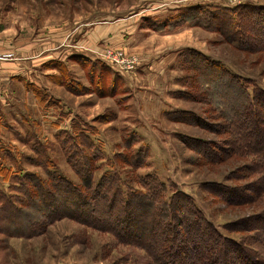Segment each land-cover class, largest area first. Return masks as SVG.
Masks as SVG:
<instances>
[{"label": "rangeland", "instance_id": "374dc122", "mask_svg": "<svg viewBox=\"0 0 264 264\" xmlns=\"http://www.w3.org/2000/svg\"><path fill=\"white\" fill-rule=\"evenodd\" d=\"M177 16H217L229 25L226 32L177 26ZM247 21L255 40L240 38L251 46L235 47L229 38ZM260 24L264 0H0V206L18 209L27 186L46 190L50 180L78 184L89 199L95 191L126 198L154 181L164 198L181 192L223 237L245 247L244 260L228 264H264V171L236 154L242 119L231 126L222 100L264 91ZM207 66L206 75L233 84L200 78ZM86 179L94 185L85 187ZM105 181L117 187L108 190ZM65 198H48L39 212L22 208V217L7 211L22 225L49 206L62 215L33 236H16L0 222V264H135L146 257L119 243L115 231L124 221L113 229L97 218L103 210H89L96 214L90 226ZM183 243L191 247H179L183 258L218 264L212 244L199 251ZM163 247L172 248L168 241Z\"/></svg>", "mask_w": 264, "mask_h": 264}, {"label": "trees", "instance_id": "16d2710c", "mask_svg": "<svg viewBox=\"0 0 264 264\" xmlns=\"http://www.w3.org/2000/svg\"><path fill=\"white\" fill-rule=\"evenodd\" d=\"M175 18V20H178L179 22L177 26L192 24L216 31H221V29H224L225 27L226 32V28L228 29L229 25L227 24V26H224L226 21H223V23L218 21L220 17L217 16L213 17V21L209 20L206 22L202 20L192 22L189 17L177 16ZM254 24L257 26L258 22L255 21ZM163 26L164 30L167 29V27L170 26V22H164ZM249 28L250 23L247 21L244 23V27H241L238 32L231 35L232 37L229 38L230 43L238 48H246L249 45L251 46V42L248 43L249 45L240 43L243 38L251 36V34L248 35L247 33ZM257 31L262 34L260 37L264 38V25H258ZM240 38H242V40ZM256 39H258V37H256ZM251 40H255L254 35L251 36ZM209 70H211L209 66L203 69L200 78H204L205 80L210 78L211 82H220L224 86H230L233 84V81L229 76L225 78L226 81H221V79L218 81V79H214L208 72L206 75V71ZM221 98H223V96ZM222 100H224L227 105V107L223 109V116L229 118L231 126L235 125V120L239 121V118L242 119L240 123L242 130H240L241 134L238 140L241 141L243 145L238 147L240 151L236 152V154L248 155L255 158L258 167L254 170L264 171V91L254 90L253 94L250 95L249 91L245 89L242 90L241 96L235 94L232 98H225ZM222 104L224 105L223 102ZM50 181L51 185L46 190H42L45 187L44 184L27 186L26 190L28 193L25 192V195L28 196V198L19 202L21 206L19 205L18 209L15 207H9L6 202H3V200L1 201L0 222H9L10 225L7 227V230H17V233L15 234L16 236H33L42 232L45 229V226L52 222L55 217L62 215L57 214V211L55 215H52L51 211L54 210L51 209V206L48 207V212H46L44 216L39 215V218L37 217L38 220L35 222L30 221L25 223V225L21 224L23 221L19 222L17 220L18 218L14 219L12 217L15 213H17V217H22V215H24V210H22V208L38 211L40 203L41 205L47 206L48 203L45 200L48 198V200H50L55 196L58 197L59 195L62 196L65 194L66 198L64 200H66L65 202L67 203L66 207L73 206L76 208L77 212L82 214L81 220L90 226L95 223L94 216L96 214L93 213V215L95 214L94 216L91 214L89 215V210H95V212L96 210H103L97 213V218L105 223L109 222L112 224L113 229H116L115 226L117 227L120 222L124 221L123 224L121 223V226L119 225V229L115 231L119 235V243L124 245H135L143 249L146 253V257L142 260H139L138 258L135 259V264H157L156 262L160 263L162 261L170 264H195V260L197 259L195 256L196 254H185L186 258L181 256L182 253L179 249L180 246L185 248L188 252L191 248L187 243L183 245V242H192L191 244L193 247L196 248V250L199 248V251L200 248L203 250L204 247H208L205 244H212V250L215 249L214 260H216L215 263L218 264H228L229 261H236L237 259L244 260V258L241 257L244 254L243 248L245 247H243L241 243L238 244L234 240L223 237L219 230L208 222L203 212L199 210L192 201L189 199L187 200L185 195L181 192L179 194L174 193L169 200L164 198L163 191L165 188L162 190V185L159 183L154 181L151 183H145L143 190L131 191L132 194L126 198L114 195V193L112 194L113 198H109L108 196L112 192H106L105 194L107 195H102L100 197V195L95 194L97 193L95 191L91 194V198L89 199L87 197H90V193L84 194L78 184H74L69 180H54V183H52V180ZM85 183V187L89 188L94 185L92 179H86ZM105 185L108 190L117 187L113 181H105ZM95 195H97V197L92 199V196ZM39 196H42L41 200ZM51 201H49V203ZM79 202L82 205H80ZM9 209H12L11 214L14 212L13 215L8 216L7 211ZM142 210V214H138V212ZM50 214L51 216H49ZM12 222H14L15 225H13ZM19 223L22 227H19ZM113 223L117 225H114ZM157 227L159 230H157ZM160 230L163 233H159ZM10 234H13V232ZM165 241L171 243V249L163 247ZM238 250L240 252H238ZM245 263L247 264L246 261Z\"/></svg>", "mask_w": 264, "mask_h": 264}, {"label": "crops", "instance_id": "0c3cea01", "mask_svg": "<svg viewBox=\"0 0 264 264\" xmlns=\"http://www.w3.org/2000/svg\"><path fill=\"white\" fill-rule=\"evenodd\" d=\"M120 36H124V34L123 33H120ZM129 38H131V37H129ZM129 48H132V47H129ZM86 53H88V52H86ZM88 54H93V53H88Z\"/></svg>", "mask_w": 264, "mask_h": 264}]
</instances>
